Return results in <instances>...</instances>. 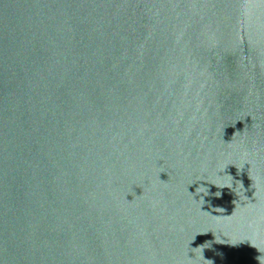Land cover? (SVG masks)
Wrapping results in <instances>:
<instances>
[{
    "label": "water",
    "instance_id": "water-1",
    "mask_svg": "<svg viewBox=\"0 0 264 264\" xmlns=\"http://www.w3.org/2000/svg\"><path fill=\"white\" fill-rule=\"evenodd\" d=\"M264 264V0H0V264Z\"/></svg>",
    "mask_w": 264,
    "mask_h": 264
},
{
    "label": "clouds",
    "instance_id": "clouds-1",
    "mask_svg": "<svg viewBox=\"0 0 264 264\" xmlns=\"http://www.w3.org/2000/svg\"><path fill=\"white\" fill-rule=\"evenodd\" d=\"M210 264H211V262H210Z\"/></svg>",
    "mask_w": 264,
    "mask_h": 264
}]
</instances>
